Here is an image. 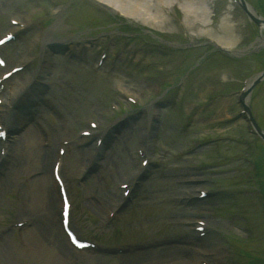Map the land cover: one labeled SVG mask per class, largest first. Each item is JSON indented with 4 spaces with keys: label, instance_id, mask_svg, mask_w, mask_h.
<instances>
[{
    "label": "rangeland",
    "instance_id": "rangeland-1",
    "mask_svg": "<svg viewBox=\"0 0 264 264\" xmlns=\"http://www.w3.org/2000/svg\"><path fill=\"white\" fill-rule=\"evenodd\" d=\"M89 1L0 0L1 34L11 27V17L29 24L18 40L3 48L4 55L11 64L33 59L24 72L8 79L6 96L14 82L20 86L27 80L37 63L43 64L44 76H51L47 79L51 88L36 120L27 124L22 119L30 114L36 96L27 97L25 106L12 105L8 117L17 127L7 137L10 145L30 128L36 142L19 140L18 153L8 150L7 157L0 147L5 157L0 168V264H73V258L79 264H122L118 255L126 252L65 256L71 248L56 220L60 200L50 177L57 144L63 138L75 139L63 163V176L74 199L73 223L80 234L104 245L124 247L130 254L172 248L169 257L152 254L140 264L173 260L180 264V259L185 264L203 260L264 264V141L249 132L246 121L235 118L240 103L236 94L231 95L264 68V27H257L231 0H213V17L208 8L211 0H180L197 15L170 2L169 8L159 10L160 0H130L141 1L146 9L152 6L149 12L163 19L159 25ZM247 1L264 15V0ZM228 24L230 35L223 29ZM51 28L50 38L55 41L42 58V36ZM214 36L232 39L231 49H249L236 57L220 56L204 44ZM72 41H86L90 46L84 51L85 59L66 57L64 44ZM183 45L189 46L178 49ZM106 50L107 61L96 68L97 57ZM113 58L116 66L110 70L107 63ZM159 83L166 91L157 90ZM247 97L264 129V78ZM130 98L137 100L134 105ZM135 105L134 111L127 110ZM89 119L98 121L102 134L113 127L93 161L89 144L94 145L97 137L77 136L89 127ZM139 121L149 122L141 138ZM36 147L49 149L47 163L34 158ZM141 147L149 152L148 175L111 216L121 197L120 185L142 163L137 153ZM39 176L47 177L48 194L57 197L50 210L32 199ZM199 190L211 195L197 199ZM47 215L55 222L50 223ZM195 220L208 225L199 239L192 229ZM21 221L24 225L18 226ZM33 227L47 229L44 242L38 235L31 237ZM59 239L66 243L62 261H57L62 258L50 243Z\"/></svg>",
    "mask_w": 264,
    "mask_h": 264
},
{
    "label": "bare ground",
    "instance_id": "bare-ground-1",
    "mask_svg": "<svg viewBox=\"0 0 264 264\" xmlns=\"http://www.w3.org/2000/svg\"><path fill=\"white\" fill-rule=\"evenodd\" d=\"M105 1V0H104ZM123 1H125V3L129 6L127 7L128 9L124 8L126 6L125 3H123ZM150 1V0H149ZM172 1V2H171ZM189 1V0H187ZM105 2H108V4H111L113 6H115V8H117L119 11H121L122 13L126 14L128 17H133V16H136L138 18L141 17V20L140 21H143L144 23H152V24H155V25H159L161 21H163V19L161 18L159 20V15L158 14H154L152 12H149L151 7L150 6V9H146L144 4L140 2H130V0H106ZM169 2L170 4L173 3L175 4V2L179 3L181 6V8L183 9V11H185L186 9V12L190 13V12H195L196 15H197V11L194 10V8L190 5V7H187V8H184V6H182L183 4H181V1L180 0H160V4H159V10L160 9H163L164 7L166 8H169ZM165 8V9H166ZM158 20V21H157ZM167 20V19H166ZM229 24L227 26H224L223 29H225L227 35H230L229 31H231L229 29ZM52 32V28L50 30H47L42 38H43V46L41 47L42 48V51H41V55L43 56L44 54V57H46V55L48 56V48L51 47V44H52V41H55V39H52L50 38V34ZM219 39L223 40V42H225L226 44H231L233 43L234 41L232 39H229V40H224L222 39L223 37H218ZM49 42V43H48ZM71 46H76L77 49H79L80 45L82 46H86L89 48V46L82 42L80 44L77 45V43L75 41H72V43H70ZM49 46V47H48ZM28 60V58H26ZM48 72V70H47ZM31 81V78L30 79H27L23 84H21L20 86H18L15 82H14V86L11 88V90L9 91V93H7V96L5 98V104L2 105L3 108H2V115L0 116V120L4 123L7 122L8 126H12L11 124L8 123L7 121V117L10 116L12 114V111L13 109L11 108L10 104L13 105V107H15V105H18L20 103V105L22 104L23 106H25V104L27 103V100L26 99V96L25 95V90H26V86L30 83ZM31 89L26 91V93H31L32 96L35 95V91H36V87L33 86V87H30ZM21 136L17 137V140L12 143L10 145H8V149L9 151H12V150H15L17 153L19 151V146L17 145V142L19 140L22 141V143H26L27 141H30L32 144L36 142V138L33 134H35V132L30 128V129H27L25 132L22 131L21 132ZM109 136L111 135V131H109L107 133ZM103 145L100 147V150L97 151V157H98V154H100L101 152V149L102 147L104 146V142L102 143ZM25 145V144H24ZM23 145V148L25 149ZM37 149L35 151H33L35 157L37 160H39L41 163H47L48 161V155L50 156L49 154V149L46 150L44 148H41V147H36ZM34 149V148H33ZM44 149V150H43ZM46 154H44L43 153ZM93 151L95 152V148H93V146H89V154L90 157V161H93L94 159L92 158L93 157ZM15 169H13L14 171ZM47 171L44 172V174L46 173ZM51 177V175H50ZM37 178V183H35V190L36 192L33 194L35 195V198H32L34 200V202H39V204L41 203L43 205V207H45L47 210H50V207H53L54 203H55V200L57 197H54L51 193L50 195L48 194V191H49V187H48V179L47 177H42V176H39V177H36ZM52 179V177H51ZM53 181V179H52ZM53 184V182H52ZM31 193H28L27 195L31 196ZM38 198L39 200L37 201ZM47 217L49 218L50 220V223H54L55 222V219L54 217H52L51 215H47ZM58 219V217L56 216V220ZM29 233L31 235V237H34L36 238V235L39 236L38 239L41 240V242H44V238L43 237H46L47 236V229L46 228H38V227H33L32 229H29ZM43 236V237H42ZM47 238V237H46ZM66 242H67V239H66ZM50 243L54 246H56L55 248V251L59 253V256L60 260H57V261H62L64 256H63V250L66 248V243L59 239L58 242H55V241H50ZM71 248V247H70ZM164 250V251H162ZM171 250L172 248L171 247H162L160 248V251H152V252H146V251H142L140 253H127V254H123V256L121 255H118L119 257H122V260L120 261V263L122 264H140V263H143L146 261L147 257L150 256V255H158V256H161V257H169L172 253H171ZM72 249H70L69 251H67L66 255H70ZM180 264H185V260L183 261L182 259H180ZM174 263V260L170 262V264H173ZM94 264H100L99 261L98 262H94Z\"/></svg>",
    "mask_w": 264,
    "mask_h": 264
},
{
    "label": "water",
    "instance_id": "water-1",
    "mask_svg": "<svg viewBox=\"0 0 264 264\" xmlns=\"http://www.w3.org/2000/svg\"><path fill=\"white\" fill-rule=\"evenodd\" d=\"M242 5H243L244 8H246V5H245L244 2H242ZM246 9H247V8H246ZM258 128H259V127H258ZM263 136H264V133H263Z\"/></svg>",
    "mask_w": 264,
    "mask_h": 264
},
{
    "label": "snow or ice",
    "instance_id": "snow-or-ice-1",
    "mask_svg": "<svg viewBox=\"0 0 264 264\" xmlns=\"http://www.w3.org/2000/svg\"><path fill=\"white\" fill-rule=\"evenodd\" d=\"M0 42H2V41H0ZM0 63H2V61H0ZM0 134H2V133H0Z\"/></svg>",
    "mask_w": 264,
    "mask_h": 264
}]
</instances>
